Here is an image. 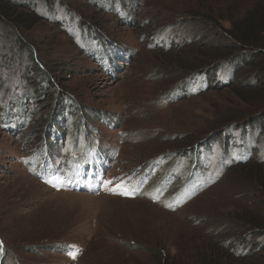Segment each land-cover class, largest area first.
Instances as JSON below:
<instances>
[{"label": "rangeland", "instance_id": "rangeland-1", "mask_svg": "<svg viewBox=\"0 0 264 264\" xmlns=\"http://www.w3.org/2000/svg\"><path fill=\"white\" fill-rule=\"evenodd\" d=\"M16 1L36 15L0 29V99L32 115L15 133L0 108V264H264V59L188 79L258 0ZM64 94L66 141L43 131ZM44 146L54 177L96 165L53 184L31 169Z\"/></svg>", "mask_w": 264, "mask_h": 264}, {"label": "trees", "instance_id": "trees-1", "mask_svg": "<svg viewBox=\"0 0 264 264\" xmlns=\"http://www.w3.org/2000/svg\"><path fill=\"white\" fill-rule=\"evenodd\" d=\"M16 2V0H0V29H9L12 32H16L15 30L22 28V25H26L24 17H32L33 15H36L35 11L33 13L22 8L23 3L19 5ZM22 11L26 12L23 13ZM231 21L232 29L228 31V36L230 39L221 45L222 51L220 52L221 54H219L218 60L222 61L218 64V68L210 72L197 71L193 74V76L191 75L192 77L188 79H194L198 76L204 75L202 79L205 80V83L207 79L208 86L209 84L213 83L214 80L215 83L217 82L216 78L219 72L229 71L230 75L228 77L230 80L235 75L237 70H241L246 65H251L259 59H264V0H258L243 17H232ZM20 46H22V43H20ZM261 77L262 80H264V66L259 71H257L255 79L259 80ZM219 82L220 83H217L222 84L220 80ZM63 96L65 97L64 102L67 105L66 110L64 114H62L60 107V111H54L52 112L53 114L51 113L49 116L51 119L45 126L48 128L45 130V127H43V131L46 132V137L52 136V134H54V129L58 128L59 125H62L63 128L74 127L73 120L74 118L76 119L75 116L79 113L77 110L79 107L76 105L74 98L69 96V94H64ZM13 100L14 106H11L12 104L4 105V103H1L0 99V108L6 109L5 115H3L4 118H1V120L3 121L4 127L14 128L15 133H17V130L28 122V119L32 115V110H28L29 105H25L27 103L26 99L24 100L26 103H24L23 100H21L20 103L16 102L17 99ZM69 110H74L77 114L74 115V113L69 112ZM14 112L15 114H13ZM86 120V118L83 119L82 117L81 121H79V125L86 124ZM37 145L39 146V144ZM160 161L162 162V159H158V162ZM158 162L154 160L149 164H151L153 167L156 163L158 164ZM189 176L191 175H188L187 178H190ZM186 183L187 182H185V184ZM155 187H160V184L157 183ZM255 263L257 262H254L253 264Z\"/></svg>", "mask_w": 264, "mask_h": 264}, {"label": "snow or ice", "instance_id": "snow-or-ice-1", "mask_svg": "<svg viewBox=\"0 0 264 264\" xmlns=\"http://www.w3.org/2000/svg\"><path fill=\"white\" fill-rule=\"evenodd\" d=\"M127 194V193H126Z\"/></svg>", "mask_w": 264, "mask_h": 264}]
</instances>
